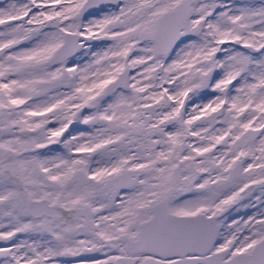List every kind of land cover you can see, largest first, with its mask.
<instances>
[{"label":"snow or ice","instance_id":"6c2138e0","mask_svg":"<svg viewBox=\"0 0 264 264\" xmlns=\"http://www.w3.org/2000/svg\"><path fill=\"white\" fill-rule=\"evenodd\" d=\"M0 264H264V0H0Z\"/></svg>","mask_w":264,"mask_h":264}]
</instances>
